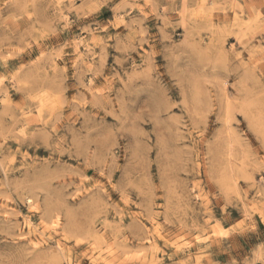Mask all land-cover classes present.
Returning a JSON list of instances; mask_svg holds the SVG:
<instances>
[{"label":"rangeland","instance_id":"obj_1","mask_svg":"<svg viewBox=\"0 0 264 264\" xmlns=\"http://www.w3.org/2000/svg\"><path fill=\"white\" fill-rule=\"evenodd\" d=\"M264 0H0V264H264Z\"/></svg>","mask_w":264,"mask_h":264},{"label":"crops","instance_id":"obj_2","mask_svg":"<svg viewBox=\"0 0 264 264\" xmlns=\"http://www.w3.org/2000/svg\"><path fill=\"white\" fill-rule=\"evenodd\" d=\"M263 9H264V6H263Z\"/></svg>","mask_w":264,"mask_h":264}]
</instances>
